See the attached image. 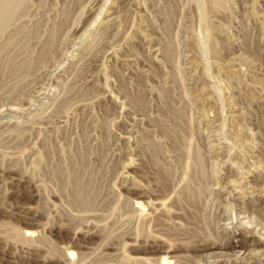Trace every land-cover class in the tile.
<instances>
[{
	"label": "rangeland",
	"instance_id": "1",
	"mask_svg": "<svg viewBox=\"0 0 264 264\" xmlns=\"http://www.w3.org/2000/svg\"><path fill=\"white\" fill-rule=\"evenodd\" d=\"M137 225L264 264V0H0V264H129Z\"/></svg>",
	"mask_w": 264,
	"mask_h": 264
},
{
	"label": "bare ground",
	"instance_id": "2",
	"mask_svg": "<svg viewBox=\"0 0 264 264\" xmlns=\"http://www.w3.org/2000/svg\"><path fill=\"white\" fill-rule=\"evenodd\" d=\"M3 9H4V7H3ZM2 10V9H1ZM12 13V12H11ZM6 19V18H5ZM198 181V180H197ZM202 181V180H201ZM163 182H164V180H163ZM199 183H200V181H198ZM171 184V183H170ZM181 184V183H180ZM191 184V183H190ZM197 184V183H196ZM206 184V183H205ZM174 185H176V184H174ZM173 185V186H174ZM187 185V184H186ZM195 185V184H194ZM203 186H204V184H202ZM137 186V185H136ZM169 187H172V186H168L167 185V183L166 182H164V184H163V186L161 187L162 189H163V194L161 193V192H158V193H161V196L160 197H164V198H169L170 196V194H171V192H170V190L168 189ZM176 188V187H175ZM199 188V187H198ZM201 188V187H200ZM138 189V188H137ZM139 189H141L140 187H139ZM143 189V188H142ZM167 189V190H166ZM180 189V188H179ZM178 189V190H179ZM193 189V188H192ZM131 191V190H130ZM172 191V190H171ZM194 191H195V189L192 191V193H194ZM173 192H174V190H173ZM201 192V191H200ZM199 192V193H200ZM204 192V191H203ZM202 192V193H203ZM132 193V192H131ZM176 193V192H175ZM179 193V192H178ZM189 193V192H188ZM156 194V193H155ZM181 194V193H180ZM198 194V193H197ZM132 195H134L133 197L135 198V199H133V200H135V207H134V214H138L139 216H140V218H141V220H140V222L141 221H143L144 222V220H142V218H144L145 220L147 219V214L149 215V213H150V208L153 206H150V203H152V201H150L151 200V196H150V194L148 193H146L145 191H143V190H136L135 192H134V194H132ZM157 195V194H156ZM179 195V194H178ZM199 195V194H198ZM202 195V194H201ZM169 196V197H168ZM174 196V195H173ZM182 196V195H181ZM191 196H193V195H191ZM190 196V197H191ZM195 197L194 198H192L193 200L196 198V194L194 195ZM162 197V198H163ZM176 197V196H175ZM185 197H187L186 195H185ZM189 197V196H188ZM198 197V196H197ZM202 197V196H201ZM162 198H160V199H162ZM172 198V197H171ZM158 199H159V197H158ZM182 199H184V201H185V198H183L182 197ZM191 199V198H190ZM191 199V201L192 202H194L193 200ZM197 199V198H196ZM200 200H201V198H199ZM198 199V200H199ZM163 200V199H162ZM170 200V199H169ZM187 200V199H186ZM199 200V202H202V201H200ZM191 201H189L190 203H188V204H191ZM170 202V201H169ZM174 202H178V199L177 200H174ZM174 202H170V203H172V205H174L175 207H177L176 205H175V203ZM154 203V202H153ZM174 203V204H173ZM179 203V202H178ZM197 203V202H196ZM168 204V203H167ZM181 204V203H180ZM186 204V203H185ZM187 204V205H188ZM193 204V203H192ZM131 205V204H130ZM163 205H164V202H163ZM166 205V204H165ZM184 205V204H183ZM186 205V206H187ZM194 205H199L198 203L197 204H193V207H190L191 205H189V206H187L188 208L190 207L191 209L192 208H194V207H196V206H194ZM155 206V205H154ZM153 206V207H154ZM171 206V205H170ZM173 206V207H174ZM133 207V206H132ZM167 207V206H166ZM165 207V208H166ZM180 207H182V204L179 206L178 205V208H179V210H182V213H181V215H182V217H187L188 219H191L194 215H195V212L193 213V214H191L189 211H188V209L186 210V209H184V208H180ZM199 206H197V208H198ZM204 207V206H203ZM167 208H169V207H167ZM170 209V208H169ZM191 209H190V211H191ZM196 208H194V210H195ZM153 210V209H152ZM154 210H157L156 208H154ZM171 210V209H170ZM200 210V209H199ZM149 211V212H148ZM168 211V210H167ZM195 211H197V210H195ZM153 212V211H152ZM175 212V211H174ZM162 213H163V211H162ZM172 213V212H171ZM172 215H174L173 217H179V215H180V213H179V211H178V213L176 212L175 214L173 213ZM152 216V215H151ZM146 217V218H145ZM177 217V218H178ZM181 217V216H180ZM156 219V218H155ZM187 219V221H188V223L189 222H191L192 220H193V218H192V220L191 221H189ZM194 219H196L195 218V216H194ZM147 220H151L150 219V217L147 219ZM146 220V221H147ZM153 220V219H152ZM157 220V219H156ZM167 220V219H166ZM170 220V219H169ZM158 221V220H157ZM178 221V220H177ZM162 222V221H161ZM164 223V222H163ZM162 223V224H163ZM141 224H143L142 222H141ZM159 224V226H160V222L158 223ZM178 224V223H177ZM157 225V224H156ZM142 227H144V226H141V225H137V231H138V233H137V231H135L136 232V234H138L137 236H135V238H133V237H130V238H128V240L127 241H124V243H122V244H124L123 245V247H124V251H126V255H125V257L128 259L127 261H129L128 263L129 264H131V263H134V264H175V262H177V258H178V256H180V255H178V253L180 252V251H182V250H186V252L188 251V252H190V254H191V256H198L199 254H203L205 251H212L213 249H216V248H220V249H222V250H224V249H226L227 251H231V252H235V245H234V242H238L240 245L239 246H245V244H244V242H246L247 240H248V235L246 234V232H242V233H240L238 236L236 235V236H234L233 235V237H231L230 238V240H229V238H227L229 241H226L227 243H225L224 241L222 242V239H216V238H213V237H204V236H201V234H199V232H198V234H193V232H192V234H188L187 232L185 233L186 235H184V233L183 234H176L175 233V231L173 232L171 229H166L165 231H169V230H171V232H173L174 233V235H173V233L171 234V232L169 231L168 233H170V234H166V232L165 231H162V233L163 232H165L163 235H164V237H163V235H161V237L159 236H157V235H154L155 237H152V235L149 237V234L151 233L150 231L148 232L149 234L147 235V236H145V234H144V232H142ZM154 227V226H153ZM199 227V226H198ZM155 229V228H154ZM161 229V228H160ZM145 230V229H144ZM148 230H146V232H147ZM177 231V230H176ZM186 231V230H185ZM188 231V230H187ZM244 231V230H243ZM246 231V230H245ZM133 232V231H132ZM141 232H142V234H141ZM158 232H161V231H158ZM178 232H179V230H178ZM31 233H33V232H31ZM161 233V234H162ZM196 233V232H195ZM133 234V233H132ZM147 234V233H146ZM176 234V235H175ZM100 235V234H99ZM135 235V234H134ZM159 235V234H158ZM86 236V235H85ZM129 236V235H128ZM138 236H139V238H140V240H138ZM250 236V235H249ZM123 237V236H122ZM188 239V241H185L186 239ZM221 238V237H220ZM184 239V240H183ZM131 243H130V242ZM100 244V243H99ZM113 245V244H112ZM121 249V248H120ZM241 250V249H240ZM225 253V252H224ZM201 256V255H200ZM126 258H125V260H126ZM116 260V259H115ZM114 260V261H115ZM234 260V259H233ZM238 261V258L235 260V262H237ZM10 263V262H9ZM253 264V263H252Z\"/></svg>",
	"mask_w": 264,
	"mask_h": 264
}]
</instances>
